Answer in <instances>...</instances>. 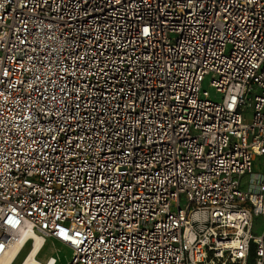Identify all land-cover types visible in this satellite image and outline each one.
Segmentation results:
<instances>
[{
	"label": "built area",
	"instance_id": "1",
	"mask_svg": "<svg viewBox=\"0 0 264 264\" xmlns=\"http://www.w3.org/2000/svg\"><path fill=\"white\" fill-rule=\"evenodd\" d=\"M23 232L264 264V0H0V263Z\"/></svg>",
	"mask_w": 264,
	"mask_h": 264
},
{
	"label": "rangeland",
	"instance_id": "2",
	"mask_svg": "<svg viewBox=\"0 0 264 264\" xmlns=\"http://www.w3.org/2000/svg\"><path fill=\"white\" fill-rule=\"evenodd\" d=\"M210 75H206L202 81L201 89L208 91L210 94L211 99H216L218 97V94H216L215 89L210 85ZM262 158L257 157L253 170L256 172H262L261 162ZM243 184L241 185L242 189H246L247 185V177L245 176L242 178ZM263 227V220L261 216H256L254 218V230L253 232L255 234H259ZM31 246V241H28L25 246L22 248L21 252L17 256L16 260L13 264H18L23 257L24 253L27 251V249ZM72 254V250L66 246L65 244H62L56 240H52L50 238H47L45 240V244L38 254L37 258L44 262L48 256H53L55 258V264H67V262L70 260Z\"/></svg>",
	"mask_w": 264,
	"mask_h": 264
},
{
	"label": "bare ground",
	"instance_id": "3",
	"mask_svg": "<svg viewBox=\"0 0 264 264\" xmlns=\"http://www.w3.org/2000/svg\"><path fill=\"white\" fill-rule=\"evenodd\" d=\"M28 237L30 238L29 240L31 241V246L24 253L18 264H55V258L53 256H48L44 262L37 258L45 244V239L34 233L29 234V232L22 233L20 239L13 244L10 252L2 259L0 264H13L21 252L22 247L25 246V241Z\"/></svg>",
	"mask_w": 264,
	"mask_h": 264
},
{
	"label": "crops",
	"instance_id": "4",
	"mask_svg": "<svg viewBox=\"0 0 264 264\" xmlns=\"http://www.w3.org/2000/svg\"><path fill=\"white\" fill-rule=\"evenodd\" d=\"M45 240H46V239H45ZM23 247H24V246H23ZM23 247H22V248H23Z\"/></svg>",
	"mask_w": 264,
	"mask_h": 264
}]
</instances>
